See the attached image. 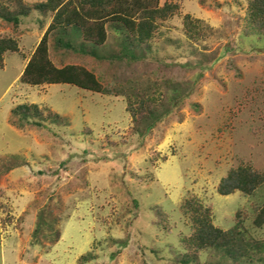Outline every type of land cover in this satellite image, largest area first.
<instances>
[{
    "label": "rangeland",
    "instance_id": "obj_1",
    "mask_svg": "<svg viewBox=\"0 0 264 264\" xmlns=\"http://www.w3.org/2000/svg\"><path fill=\"white\" fill-rule=\"evenodd\" d=\"M250 1L160 0L178 12L135 61L110 59L122 38L112 27L97 50L108 60L51 49L56 64L85 66L118 94L155 96L152 129L133 121L125 94L21 82L51 22L23 17L22 51L0 67V264H184L188 198L211 206L225 230L242 218L254 243L245 257L213 247L188 264H264V225L254 222L264 185L253 195L217 190L242 161L264 171V35L249 26ZM186 14L201 20L199 40ZM25 104L44 117L22 120Z\"/></svg>",
    "mask_w": 264,
    "mask_h": 264
},
{
    "label": "trees",
    "instance_id": "obj_2",
    "mask_svg": "<svg viewBox=\"0 0 264 264\" xmlns=\"http://www.w3.org/2000/svg\"><path fill=\"white\" fill-rule=\"evenodd\" d=\"M159 2L160 0H0V29L9 30H0V67L5 66L8 53L22 51L23 17L33 13H38L44 19L50 17L49 26L22 72L21 82L31 86L71 84L101 94H125L127 112L131 114L133 121L138 124L149 122L148 127L152 129L156 117L153 107L157 100L155 96L149 95L142 87L136 88L131 94H118L109 87L113 85H104L103 78L85 66L56 64L52 60L51 49H62L108 60L109 57L99 56L97 50L106 45L108 28L112 27L122 38L119 53L109 55L110 59L138 60L137 51L142 47L150 48V42L160 28L161 21L178 12L179 4L165 2L159 5ZM248 23L252 32L264 35V0L250 1ZM185 28L191 39L199 40L202 32L200 19L186 14ZM18 109L24 121L29 120L32 115L44 117L37 104L20 105ZM50 116L55 120L61 117L58 113ZM23 124L22 121L20 126ZM34 124L43 126L42 122ZM262 185L264 171L256 169L251 162L242 161L221 179L217 190L223 195L236 191L253 195ZM183 208L193 225L192 234L182 238L184 249L187 250V254L180 259L184 264L195 261L199 258V253L208 248H224L231 255L245 257L254 246L245 236L242 218L234 228L225 230L215 225L212 207L200 200L188 198ZM157 210L158 215L165 219L166 215ZM244 212L247 213L246 210ZM254 222L259 227L264 225V205L257 208Z\"/></svg>",
    "mask_w": 264,
    "mask_h": 264
},
{
    "label": "crops",
    "instance_id": "obj_3",
    "mask_svg": "<svg viewBox=\"0 0 264 264\" xmlns=\"http://www.w3.org/2000/svg\"><path fill=\"white\" fill-rule=\"evenodd\" d=\"M41 40V39H40Z\"/></svg>",
    "mask_w": 264,
    "mask_h": 264
}]
</instances>
